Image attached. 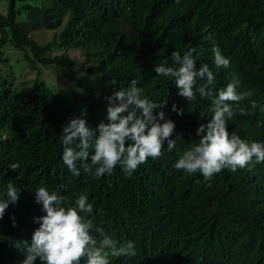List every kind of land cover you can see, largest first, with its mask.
<instances>
[{
    "label": "trees",
    "instance_id": "trees-1",
    "mask_svg": "<svg viewBox=\"0 0 264 264\" xmlns=\"http://www.w3.org/2000/svg\"><path fill=\"white\" fill-rule=\"evenodd\" d=\"M7 3L6 15L0 14V65L9 43L29 70L53 67L55 82L0 73V198H6L10 180L21 189L0 219V264L25 258L24 242L30 245L39 227L34 220L44 215L35 203L39 187L65 196V207L86 195L96 226L118 243L135 242L136 256L110 257V264H264V163L222 170L211 187L201 174L175 169L183 152L198 143L199 125L211 118L210 101L197 96L186 102L170 79L153 70L165 61L171 65L173 51L183 56L195 49L196 69L206 64L215 75L214 91L235 78L238 92L252 93L240 102L249 114L236 109L228 121L230 135L264 143V0ZM39 30L53 31L52 39L38 43L32 34ZM213 47L229 60L227 68L215 67ZM71 50L84 62L72 59ZM133 79L143 97L157 103L167 98L163 111L176 125V147L168 152L165 142L163 155L149 158L131 177L117 165L111 175L93 178L79 162L80 175H72L61 160L62 127L77 117L93 130L107 123L104 97ZM173 104L183 115L171 111ZM12 163L20 165L15 172Z\"/></svg>",
    "mask_w": 264,
    "mask_h": 264
},
{
    "label": "clouds",
    "instance_id": "clouds-1",
    "mask_svg": "<svg viewBox=\"0 0 264 264\" xmlns=\"http://www.w3.org/2000/svg\"><path fill=\"white\" fill-rule=\"evenodd\" d=\"M194 52L195 49H191L181 56L173 51L171 65L165 61L153 70L157 76L170 79L178 89L177 95L186 102L191 103L197 96L210 101L211 118L206 124H200L195 133L198 143L183 152L174 167L186 174H201L211 187L213 176L222 170L236 172L264 163V143L249 142L234 133L230 135L228 121L234 118L236 109L241 116L249 114L240 107V102L252 93L238 92L239 81L235 78L223 89L214 91L211 87L215 81L213 71L206 64L197 70ZM212 54L217 69L229 66V60L218 48L213 47ZM111 83L115 85L116 81ZM138 84L139 81L133 79L127 88L114 90L104 97L107 123L102 121L95 130L80 117L70 118L62 127L61 160L72 175H80L79 162L83 171L93 178L111 175L117 165L131 177L149 158L155 160L163 155L165 142L168 152L176 147L175 139L171 138L176 125L163 111L168 104L167 98L159 103L151 101L142 96ZM256 107L253 101L251 108ZM171 111L183 115V109L175 104ZM19 167V163L9 165L13 172ZM20 191L16 183L8 181L6 198H0V219L9 204L17 203ZM64 200L65 196L55 191L50 194L46 187L35 190V203L42 205L44 215L34 220L39 227L33 231L30 245L24 242L25 258L21 264H36L37 261L39 264H81L82 260L86 264H110V257L136 256L134 241L118 243L95 225L94 218H90L93 205L86 195H80L72 207H65ZM10 219L15 226V218Z\"/></svg>",
    "mask_w": 264,
    "mask_h": 264
},
{
    "label": "rangeland",
    "instance_id": "rangeland-1",
    "mask_svg": "<svg viewBox=\"0 0 264 264\" xmlns=\"http://www.w3.org/2000/svg\"><path fill=\"white\" fill-rule=\"evenodd\" d=\"M7 2L8 0H0V14L2 15H6L8 5ZM32 37L33 39L37 40L38 43L44 44L52 39L53 31L39 30L34 32L32 34ZM2 51L4 54V59L6 60L2 63L5 67L3 65H0V68H5L4 70H0V73H8L12 76H15L17 79L23 76L25 82H29L30 80L34 79L35 77L37 78L38 76L40 79L45 80L48 85L52 86L54 84L55 76L53 75V67L41 70L40 72L38 70L31 71L28 69L23 54L14 49L9 43L4 45ZM55 54L57 53L55 52ZM68 55L78 62H84V59L79 51L71 50L68 52ZM19 81L20 80H18V82ZM56 84L60 86L64 85V83L59 84L58 81H56Z\"/></svg>",
    "mask_w": 264,
    "mask_h": 264
}]
</instances>
